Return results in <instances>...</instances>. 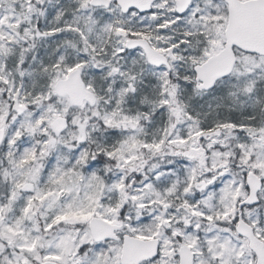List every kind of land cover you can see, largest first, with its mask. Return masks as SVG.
I'll return each mask as SVG.
<instances>
[{
    "label": "snow or ice",
    "instance_id": "snow-or-ice-1",
    "mask_svg": "<svg viewBox=\"0 0 264 264\" xmlns=\"http://www.w3.org/2000/svg\"><path fill=\"white\" fill-rule=\"evenodd\" d=\"M0 264H264V0H0Z\"/></svg>",
    "mask_w": 264,
    "mask_h": 264
}]
</instances>
